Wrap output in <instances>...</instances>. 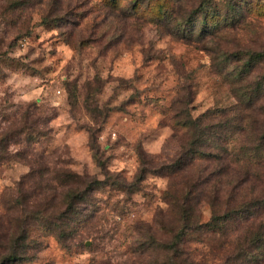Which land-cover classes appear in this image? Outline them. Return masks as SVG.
I'll list each match as a JSON object with an SVG mask.
<instances>
[{
    "label": "rangeland",
    "instance_id": "1",
    "mask_svg": "<svg viewBox=\"0 0 264 264\" xmlns=\"http://www.w3.org/2000/svg\"><path fill=\"white\" fill-rule=\"evenodd\" d=\"M207 111L237 113L223 145L254 152L249 169L192 153L179 166L193 138L178 124ZM68 172L75 214L76 185L56 180ZM182 191L198 226L174 260L250 264L228 261L237 233L207 224L242 204L264 223V0H0V260L19 218L30 239L15 264L167 262L137 253L138 234L172 244Z\"/></svg>",
    "mask_w": 264,
    "mask_h": 264
},
{
    "label": "trees",
    "instance_id": "2",
    "mask_svg": "<svg viewBox=\"0 0 264 264\" xmlns=\"http://www.w3.org/2000/svg\"><path fill=\"white\" fill-rule=\"evenodd\" d=\"M211 2L213 0H210ZM203 3V2H202ZM231 6V5H230ZM232 8H235L234 5ZM242 101V100H241ZM250 101V100H249ZM239 107H241L242 102L239 103ZM227 114V113H226ZM234 113L233 116L227 117L224 116L225 122L223 120H219L217 123H214L216 119L215 114L211 111H207L202 114L198 118H193L191 115H187L184 118L183 122H180L178 126L184 127L190 130L192 134L193 141L189 144L188 147H183V153L181 154L180 167L186 163L188 159H185L192 153V157L196 156L200 159H220V160H230L235 165H243L245 169H249L251 165H253L252 159H254L255 154L251 152L248 156L245 154H238L241 149L237 150L235 146H231L230 144H224L225 141H232V137L235 135L236 131L241 129V125L238 122V115ZM234 118V119H232ZM213 123H211V122ZM224 128L226 130L223 133ZM209 131L212 132L209 135ZM209 136H208V135ZM209 143L214 144L213 150L208 152L202 150L201 148L205 145H209ZM241 155V156H240ZM247 157L246 159H242V157ZM142 164H146L145 155L141 154ZM259 166V165H258ZM149 173L148 168L143 166L137 177L141 179H145L146 175ZM56 180L59 184L68 185L73 184L76 185L75 189H72L67 193L65 202L71 209L70 212L75 214V208L72 209V203L77 200H84V194L79 187V183H81L80 177L68 172L63 174L62 176L56 177ZM91 191V190H88ZM173 202V207L176 210L174 214V221L176 225H178L179 230L175 233L174 238L171 240L172 244L168 243H160L155 241V237L150 233H140L139 245L136 248V252L140 255H144L157 251H167L171 252V256L168 258L167 262L160 263L155 261L151 264H202V261L196 262L189 258L181 257L177 261L174 260V257H178V249L177 245L174 244L180 241L181 236L185 231H196L194 229L197 228V217H196V207L194 203H191V200L194 199V196H191V193H186V191H182L178 196V193L175 196H171ZM184 201V202H183ZM258 204L252 206H244L243 204L240 206L227 208V211L217 217H214L208 224L207 227L213 233H216L220 236L227 238L232 233H237L233 241L231 242L233 251L232 255L230 254L229 260H241L242 263H250V264H264V223L257 224V220L252 219L254 216L256 206ZM230 206V205H229ZM40 214L39 212H37ZM42 218V216H38ZM58 219V218H56ZM17 224L18 229L14 232L11 237L10 244L8 246L9 252L3 256L0 260V264H15L17 262H21L26 258L22 256L21 250L24 249L25 244L29 241L30 237L27 229L22 226L24 221L15 218L13 219ZM260 222V221H259ZM240 226H243L242 230L238 233V229ZM51 233L57 238L59 244L64 247H68L67 245V231L65 229L58 230H49ZM228 264H230L228 262Z\"/></svg>",
    "mask_w": 264,
    "mask_h": 264
}]
</instances>
